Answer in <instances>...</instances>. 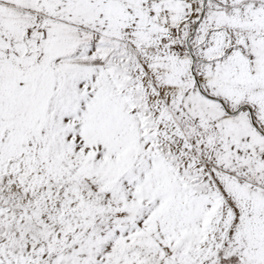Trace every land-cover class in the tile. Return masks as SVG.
I'll return each mask as SVG.
<instances>
[{
  "label": "snow or ice",
  "instance_id": "1",
  "mask_svg": "<svg viewBox=\"0 0 264 264\" xmlns=\"http://www.w3.org/2000/svg\"><path fill=\"white\" fill-rule=\"evenodd\" d=\"M0 264H264V0H0Z\"/></svg>",
  "mask_w": 264,
  "mask_h": 264
}]
</instances>
